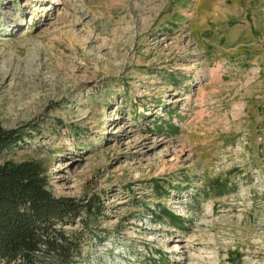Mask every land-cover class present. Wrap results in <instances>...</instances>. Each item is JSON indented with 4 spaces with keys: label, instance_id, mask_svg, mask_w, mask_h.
<instances>
[{
    "label": "rangeland",
    "instance_id": "rangeland-1",
    "mask_svg": "<svg viewBox=\"0 0 264 264\" xmlns=\"http://www.w3.org/2000/svg\"><path fill=\"white\" fill-rule=\"evenodd\" d=\"M0 121L73 264H264V0H0Z\"/></svg>",
    "mask_w": 264,
    "mask_h": 264
},
{
    "label": "trees",
    "instance_id": "trees-1",
    "mask_svg": "<svg viewBox=\"0 0 264 264\" xmlns=\"http://www.w3.org/2000/svg\"><path fill=\"white\" fill-rule=\"evenodd\" d=\"M23 141L19 128L7 129L0 121V264H36L39 256L57 264H73L78 247L58 226L81 210L100 214V203L80 205L73 198L56 197L39 160L1 158Z\"/></svg>",
    "mask_w": 264,
    "mask_h": 264
}]
</instances>
